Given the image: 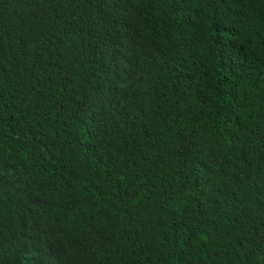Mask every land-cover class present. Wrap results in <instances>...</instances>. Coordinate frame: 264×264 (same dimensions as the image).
<instances>
[{
    "label": "trees",
    "instance_id": "1",
    "mask_svg": "<svg viewBox=\"0 0 264 264\" xmlns=\"http://www.w3.org/2000/svg\"><path fill=\"white\" fill-rule=\"evenodd\" d=\"M0 264H264V0H0Z\"/></svg>",
    "mask_w": 264,
    "mask_h": 264
}]
</instances>
